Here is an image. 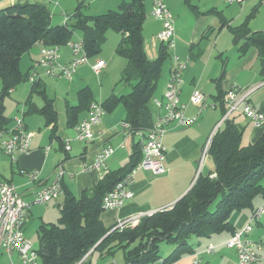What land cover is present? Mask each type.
<instances>
[{
  "label": "crops",
  "instance_id": "crops-1",
  "mask_svg": "<svg viewBox=\"0 0 264 264\" xmlns=\"http://www.w3.org/2000/svg\"><path fill=\"white\" fill-rule=\"evenodd\" d=\"M96 1L90 0L89 3L86 0H0V8L12 6L14 3H39L49 10L53 24H63L65 22L64 17L72 13L79 3L85 5L83 7L84 13L92 16L105 13L108 10H115L121 2L129 0H98L99 3L95 10L92 13H86L85 10L90 8L91 2ZM147 1L144 0L146 17L142 29L143 44L147 57L154 59L158 55L160 43L156 35L162 29V22L150 15L151 0ZM183 1L192 11L199 12L197 5L191 4L189 0ZM263 1L246 0L243 4H229L225 0H215L213 6L204 13L215 14L216 18L211 19V22L205 18L201 19L188 32H182L179 23L174 20L175 39L171 54L178 55L180 60L188 59L181 74L182 83L180 93H178L180 102L187 105V115L196 113L197 107L189 102V97L193 89L197 87L204 93L207 107L192 125L178 127L171 122L166 126L167 132L163 136L162 143L165 148L164 166L167 172L154 175L149 170L137 169L133 175V181L128 185V189L133 192V197L124 201L120 209L102 211L101 221L105 227H111L118 220L131 217L139 212H153L170 208L177 199L179 200L192 187L197 174H207L213 168V161L208 150H204V145H206L215 125L225 115L224 98H218L219 92L225 95L231 85L236 84L243 90H250L247 101L254 108L264 111V80L259 73L258 52L256 48L250 47L241 54L238 50L239 43L233 41V35L230 31V26L241 24L255 7L257 9L254 18L249 20L248 26L252 31L264 29V12L255 19L256 14H260ZM224 2L234 6V8L227 7V5L225 7ZM166 5L174 18L169 5L167 3ZM178 11H176L177 16L179 15ZM78 36L75 35L73 39L78 38ZM120 38V33L112 29L108 30L106 42L102 45L101 52L95 56L87 57V63L78 66L70 80L55 75L53 77L46 76L42 73L44 72L42 66L35 69L39 73L37 80L42 83L47 97L52 99L53 109L56 113L55 124L47 123L45 118L37 112L25 113L23 116L24 127L31 133L29 151L11 159L0 150V181L6 180L12 183L25 200L32 201L34 192L54 180L55 169L58 165H62L64 169L61 181L63 189L73 193L76 197H80L82 192L89 190L98 178V173L94 169L86 171L82 169L84 164H92L97 151L105 146L114 147V153L106 160V165L108 170H116L127 164L135 144H139L141 148L147 130L131 132L125 130L121 126L125 119V109L121 104L110 111H105L100 123L93 126L94 138L90 142L76 140L74 138L75 125L67 123V105L73 106L78 103L77 92L81 87H89L93 101L98 102H102L112 93L121 95L130 91L133 81L125 82L120 87L117 86L116 73L121 74V69L126 64L125 58L115 52ZM41 47V43H35L20 58V69L23 73H28V76L31 73L33 63L41 58ZM59 54L58 59L61 63L69 61L70 50L67 45L59 46ZM98 60H104L106 63L101 73L104 72L106 76L113 74L107 89L101 84V80L97 84L92 77L94 72L90 66ZM172 65L171 55V59L168 62L164 61L160 67V77L153 97L158 99L163 97L162 94L169 79ZM28 81L27 79L15 86L4 100L5 115L9 119L3 129L6 136L14 125V117L18 115L17 113L21 109L26 111L25 101L31 91V82L26 83ZM31 100L37 107L43 104V100L38 94H33ZM148 108L152 121L155 115L162 111L152 100L149 101ZM87 110L85 108L78 113L77 122L87 117ZM228 118L243 127L242 141L244 144L254 143L264 131V121L255 127L239 111L230 113ZM222 126L223 123L219 128ZM66 143L69 144V149H65ZM47 147L48 149H46ZM32 171L38 173L36 180L30 179L28 176V173ZM260 184L264 187V178ZM63 200L64 193L45 204L31 203L29 214L22 226V233L31 242H36V245H33L35 249L39 245L37 235L39 225L57 222L60 216V204ZM260 206L264 208V197L257 196L253 201L252 208L232 211L229 222L234 230H238L249 223L253 211ZM251 224L250 236L256 242V251L259 255L264 256V213L258 221ZM230 235V232L213 234L206 239L202 248H195V253H198L199 256L206 253L204 249L208 244L215 246L214 251L221 249L224 246L223 242ZM228 250H231L232 253L226 258L224 264H237L235 251L232 248H228ZM13 259L16 264H23L18 260L15 253ZM87 259L91 264H107L111 260L108 256H100L97 251H91ZM191 259L192 256H184L173 264H188ZM8 261L7 254L0 249V264H8ZM262 263L264 262L258 264Z\"/></svg>",
  "mask_w": 264,
  "mask_h": 264
},
{
  "label": "trees",
  "instance_id": "trees-1",
  "mask_svg": "<svg viewBox=\"0 0 264 264\" xmlns=\"http://www.w3.org/2000/svg\"><path fill=\"white\" fill-rule=\"evenodd\" d=\"M84 6L79 3L63 24H53L49 10L39 3H14L0 8V131L9 121L5 115V98L15 86L28 79V73H23L19 66L24 52L37 42L65 45L76 34L82 39L87 56L92 57L101 52L110 29L121 34L115 49L116 54L126 60L121 69V80L134 83L129 92L112 93L100 103L105 111L123 105L124 121L129 123L132 131L150 128L152 119L148 103L154 96L160 67L171 55V50L160 42L157 57H147L142 33L146 17L144 0L123 1L115 10L92 16L84 13ZM256 9L253 8L241 24L230 26V31L233 41L239 43L241 54L250 47L256 48L259 73L264 80V29L252 31L248 26ZM33 94L43 100L40 107L31 100ZM218 98L223 99L224 94L219 92ZM77 99L76 105H67L69 125L77 123L81 110L89 109L93 101L91 89L81 87ZM25 106L23 116L37 112L47 123L55 124L52 99L47 97L40 80L31 83ZM222 123L208 145L213 168L207 174L199 173L192 187L170 208L142 216L133 227L121 230L105 227L101 221L104 210L101 203L104 195L141 160L139 144L134 145L127 164L98 177L80 197L62 186L64 200L57 222L41 223L37 229L39 245L36 251L40 263L91 264L87 259L91 251L112 260L116 251L121 250L122 264H173L196 252L198 242H191L194 237L207 239L221 232L232 234L235 231L229 222L232 211L252 208L257 196L264 197V187L260 184L264 178V131L254 143L244 144L242 126L229 118ZM162 241L174 246L167 257L159 255Z\"/></svg>",
  "mask_w": 264,
  "mask_h": 264
},
{
  "label": "built area",
  "instance_id": "built-area-1",
  "mask_svg": "<svg viewBox=\"0 0 264 264\" xmlns=\"http://www.w3.org/2000/svg\"><path fill=\"white\" fill-rule=\"evenodd\" d=\"M164 1L151 0L150 15L162 22V29L157 33L156 37L159 42L165 43L168 49L172 51L174 47L173 40L175 39L174 18ZM225 1L229 4H243L246 0ZM66 18L67 15L64 17V20H67ZM82 44L81 38L71 39L66 42L65 45L70 50V59L67 63H61L58 59L60 57L58 45H42L41 58L33 63L28 80L32 83L39 78V73L35 71L38 66L44 68V72L42 73L46 76L53 77L55 75L70 80L76 72L77 67L88 61V56ZM171 55L173 65L164 93L162 94L163 98H152L153 103L159 109H162V111L155 115L153 121H151L152 125L146 131L144 141L140 148L141 160L137 162V165L123 179L115 184L112 190L104 195L101 203V208L104 210L120 209L124 201L133 197V192L131 189H128V185L133 181V175L137 169L149 170L154 175L166 173L167 169L164 166L165 148L162 143L163 136L167 132L166 126L171 122L175 123L178 127L192 125L207 107L204 93L195 87L189 97V102L197 107V111L192 115L186 114L187 105L180 102L178 93H180V85L182 83L181 74L186 67L188 59L180 60L178 55L174 53ZM105 66L106 63L104 60H98L90 67L96 75H99ZM249 93L250 90H243L236 84L231 85L228 91H226L223 99L226 107L225 115L215 125L206 145H204L205 151L208 150L211 138L219 129L223 120L228 118L229 114L234 111H239L244 114L255 127L263 123L264 111L258 110L249 104L247 101ZM87 111V117L78 121L74 127V138L81 142H90L94 138L93 126L100 123L105 113V109L98 101L91 102ZM17 114L14 117V125L7 136L4 134V130L0 131V150L11 159H15L18 155L28 152L31 141V133L24 127L23 109ZM121 126L129 132L132 131L129 123L126 121H123ZM64 147L65 149L70 148L68 143ZM113 153L114 147H103L97 151L92 164H84L82 169L84 171L94 169L98 173L97 177L102 178L109 171L106 160ZM63 174L64 169L62 165H58L55 169L54 180L34 192L32 201L25 200L12 183L6 180L0 181V249L7 254L9 258L8 264H16L13 259L14 253L23 264H41L32 242L22 233V226L27 219L32 202L45 204L63 193L61 184ZM28 176L30 179L36 180L38 173L32 171L28 173ZM153 212H139L131 217L118 220L112 229L122 228L127 225L134 226L142 216L149 215ZM263 213V206L256 208L252 213L251 221L246 223L242 228L235 230L223 242L224 246L232 248L235 251L237 264H258L259 262H264V256L257 253L255 242L250 237L252 231L251 223L258 221ZM214 249L215 246L213 244H208L204 251L206 253H212ZM191 256V264H200L201 259L198 253H194ZM107 264H119V262L112 259Z\"/></svg>",
  "mask_w": 264,
  "mask_h": 264
},
{
  "label": "rangeland",
  "instance_id": "rangeland-1",
  "mask_svg": "<svg viewBox=\"0 0 264 264\" xmlns=\"http://www.w3.org/2000/svg\"><path fill=\"white\" fill-rule=\"evenodd\" d=\"M86 1L90 3V0H86ZM97 1L96 2H91L90 8L89 9L87 8L85 10V12L86 13H89V12L92 13V11L95 10L96 5L99 3ZM189 1H190L191 4L198 6V10H199L198 13L192 11L190 9V7H188L184 3L183 0H165L164 1V2H166L169 5V8L172 10V12L174 14V20L177 21V23H179L180 29H181L182 32H188L194 25H197V22L199 20H201V19L205 18L208 22H211V19H215L216 18L215 14L207 13V12L204 13L207 9H209L210 7L213 6V3H214L215 0H189ZM170 3L172 4V7H171ZM224 3H225V7L227 5V7L234 8V6L228 5V4H226V2H224ZM147 4H148V1H147ZM177 10H179L178 11V13H179L178 16L176 14ZM263 12H264V1L261 3V8H260V12H259L260 14L258 15V13H257L256 16H255V19L257 17H260V15H262ZM255 19H253V20H255ZM237 23H235V24H237ZM75 35L73 37H75ZM105 42H106V40H105ZM170 59H171V55H169L166 58L165 61L168 62ZM114 75H115V73H114ZM92 77H93L94 82H97V84H98V81L101 80V82H102L101 84H103L104 87H106V89H107V87L109 86L110 80L113 78V74H110L109 76H106L104 74V72H102L99 76H97V75H95L93 73ZM116 78H117V86L118 87L123 86L125 84V81L121 80V74L120 73H116ZM26 83H29V81L26 82ZM161 98H163V97H161ZM113 227H114V225H113ZM125 227L127 228V227H133V226L127 225V226H123L122 228L118 227L116 229L121 230V229H123ZM254 227L257 228L256 226H254ZM191 239H193V238H191ZM198 240H199V243L195 244V245H196L197 249H200V248H202L205 245L206 238H204V237L195 238L194 237V239L191 240V242L193 241V243L194 242L197 243ZM32 244L35 246L36 242L32 241ZM255 245H256V242H255ZM173 248H174L173 244L166 243V242L162 241V242L159 243V255L161 257H167L169 255V253H171ZM212 252H213L212 254H208V252H207V253H203L201 256H199L200 259H201L200 264H224V262L226 261V258H228L229 255L232 253V251L228 250V248H226V246H223V247H221V249L219 248L216 251H212ZM121 255H122V251L121 250H117L116 253H115V256L113 258V259L117 260L119 262V264H122V262H123V256H121ZM220 257H222V260H220ZM262 264H264V263H262Z\"/></svg>",
  "mask_w": 264,
  "mask_h": 264
}]
</instances>
